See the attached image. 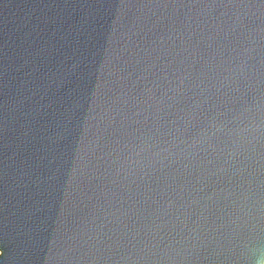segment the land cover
<instances>
[{"label": "water", "instance_id": "95a60500", "mask_svg": "<svg viewBox=\"0 0 264 264\" xmlns=\"http://www.w3.org/2000/svg\"><path fill=\"white\" fill-rule=\"evenodd\" d=\"M0 264H264V0H0Z\"/></svg>", "mask_w": 264, "mask_h": 264}]
</instances>
